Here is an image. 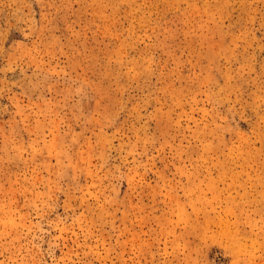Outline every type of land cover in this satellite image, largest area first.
Segmentation results:
<instances>
[{"label":"rangeland","instance_id":"obj_1","mask_svg":"<svg viewBox=\"0 0 264 264\" xmlns=\"http://www.w3.org/2000/svg\"><path fill=\"white\" fill-rule=\"evenodd\" d=\"M0 264H264V0H0Z\"/></svg>","mask_w":264,"mask_h":264}]
</instances>
